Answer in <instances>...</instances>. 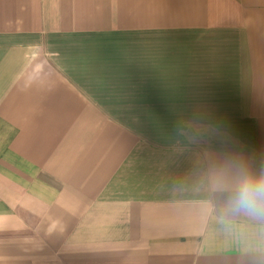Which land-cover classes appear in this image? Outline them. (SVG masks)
<instances>
[{"label":"crops","instance_id":"obj_1","mask_svg":"<svg viewBox=\"0 0 264 264\" xmlns=\"http://www.w3.org/2000/svg\"><path fill=\"white\" fill-rule=\"evenodd\" d=\"M264 0H0V264H264Z\"/></svg>","mask_w":264,"mask_h":264},{"label":"clouds","instance_id":"obj_2","mask_svg":"<svg viewBox=\"0 0 264 264\" xmlns=\"http://www.w3.org/2000/svg\"><path fill=\"white\" fill-rule=\"evenodd\" d=\"M231 209L253 217H264V174L242 176L230 201Z\"/></svg>","mask_w":264,"mask_h":264}]
</instances>
